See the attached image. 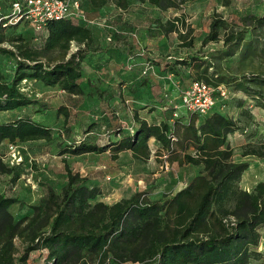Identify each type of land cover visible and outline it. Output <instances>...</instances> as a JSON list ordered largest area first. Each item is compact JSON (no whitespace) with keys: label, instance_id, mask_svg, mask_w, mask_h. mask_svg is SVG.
Masks as SVG:
<instances>
[{"label":"trees","instance_id":"16d2710c","mask_svg":"<svg viewBox=\"0 0 264 264\" xmlns=\"http://www.w3.org/2000/svg\"><path fill=\"white\" fill-rule=\"evenodd\" d=\"M18 1L22 0H0V56L7 57L12 65L7 70L6 63L0 59V112H10L11 116L0 122V145L7 149L11 145L28 148L41 141L50 150L60 135H54V125L38 119L43 108L37 107L34 115L30 114V107L46 104L22 92L20 83L40 82L46 88L62 90L70 100L88 94L95 95L100 102L113 97L111 92L104 98L106 90L84 74L87 56L108 48L96 44L93 29L78 20L86 15L100 18V9L107 4L126 9L129 0H85L88 12L81 10L83 17L50 20L30 38L25 32L16 31L28 23L13 20V4ZM134 1L167 10L186 0ZM178 23L185 26L180 18L165 23L156 20L157 25L149 28L147 35L161 38L176 32L181 46L186 48L184 56L173 61L164 57L147 58L149 63L159 65L163 61L166 70L179 79L183 78L179 67H187L191 69L190 82L224 85L229 94L239 92L250 96L264 108V13L249 12L233 21L212 15L198 49L193 48V38L188 39L189 34H183ZM110 31L111 37L116 34ZM39 38L42 40L35 42ZM211 43L217 46L203 49ZM73 44L77 45L74 51ZM232 57L237 59L234 69L223 65ZM83 81L94 93L85 89ZM237 106L243 107V99L238 100ZM48 107L65 115L62 125L68 123L69 106L50 104ZM179 110L177 116L175 111L165 110L161 121L151 123L134 112V128L127 133H115V140L106 144L83 140L58 145L57 153L62 156L101 154L110 149L111 158L116 159L120 152L128 150L135 161H146L152 139L158 152L164 151L170 163L199 168L183 187L162 198L151 199L148 192L138 190L113 203L94 202L101 194L100 184L89 175L75 171L69 160L63 158L64 184L57 190L54 183L40 180L43 191L40 200L29 205L31 213L17 218L12 208L23 205L25 198L6 192L14 190L23 177V162L11 165L0 156V178L8 177L6 190L0 192V264H31V255L37 251L46 252L42 264L264 261V252L259 250L264 228V181L255 183L250 190L240 186L249 163L234 160L227 141L230 133L240 129V124L213 110L207 114ZM242 112L249 115L246 110ZM110 113L117 115L115 109ZM246 155L264 159V142L257 146L247 144L242 151V156Z\"/></svg>","mask_w":264,"mask_h":264},{"label":"rangeland","instance_id":"374dc122","mask_svg":"<svg viewBox=\"0 0 264 264\" xmlns=\"http://www.w3.org/2000/svg\"><path fill=\"white\" fill-rule=\"evenodd\" d=\"M80 5V11L88 12L85 0H80ZM115 9L116 13L106 9L100 11L99 17L106 18L103 24L94 22L92 24V20L96 18L91 19L92 17L87 15L86 18L78 20L93 29L96 44L102 48L107 47L110 50V58L115 60L108 59L102 54L103 52L91 54L85 60L84 74L95 79L98 86L106 90L104 98H107L111 92L115 94V98L101 102L95 95L89 96V94L86 97L72 98L67 107L68 123L62 125L65 115L58 114L56 108L48 107L51 103L56 107L64 102L58 96L59 89L46 88L40 82L33 80H23L20 83L22 92L46 104L30 107L32 110L29 111L30 114L33 116L35 113L33 110L37 107L43 108L38 119L48 125H54L56 128L54 135L60 136L51 145L50 153L41 150L32 153L22 147L19 148L23 157L21 165L23 177L14 190L7 188L6 192L8 194L18 193L25 198L23 205L12 208L17 218L31 213L29 205L37 204L40 200L39 196L43 194L39 185L40 180L54 183L57 190L64 184V159L56 153L59 144L64 146L65 143H78L83 140L100 145L111 142L115 140V133H127L134 128L132 121L134 109L148 107V111L155 110V113L157 111V116L161 114L165 116L163 112L165 110L175 111L176 106L179 105L180 90L191 80V69L180 66L179 70L183 78L179 79L178 76L166 70L163 61L159 65L148 62L147 58L160 59L162 57L173 61L184 56L186 51V48L181 46L176 32L168 33L161 38L147 35V30L157 25L156 20L165 23L174 18L182 19L185 26L178 23L181 32L189 34L188 39L193 38V48L198 49L202 38L208 31L212 15L219 14L228 21L237 20L241 15L249 12L260 15L264 13V0H186L178 3L176 8L167 10H159L148 3L129 0L126 9ZM35 30L29 22L16 29L18 32H25L28 38L36 34ZM110 30L116 31L112 37ZM41 40L42 38H39L35 42ZM5 46L11 47L10 44H5ZM213 46L217 45L211 43L203 49L206 50ZM76 49L77 45L73 44L71 50ZM117 53L123 54L120 64L116 61L119 60L115 56ZM0 59L6 63L7 70L12 68V65L8 64L7 57L0 56ZM236 60V57H232L224 61L223 65L234 69ZM101 63H105L104 66L97 68V65ZM146 63H149L147 74L141 77L139 74L146 67ZM132 64V68H129ZM119 65L122 66L120 70ZM121 70L123 72L119 76ZM82 85L88 92L94 93L87 82L83 81ZM118 90H120V97ZM240 99H243L242 108L244 109L237 106ZM256 101L250 96L234 92L219 100L213 109V111L231 117L241 126L240 129L228 135L227 141L232 149L234 160L249 163V167L244 171L240 180V186L249 190L255 183L264 181V159H258L252 155L242 156V151L247 144L257 146L264 142V108L258 106ZM105 104L115 108L119 106L118 110L114 108L117 115L110 113L105 108ZM242 110L249 112V115H245ZM180 112L181 110L177 109V114ZM155 113L154 116H156ZM119 121L124 126H121ZM88 130H91V133L87 134ZM41 143L36 144L40 146ZM149 148L150 155L146 161H135L128 150L120 152L116 159H112L110 149L101 154L86 153L69 157L67 160L75 171L82 175H89L100 184L101 194L93 201L101 200L106 203L129 197L138 190L148 192L151 199L162 198L163 195H170L183 187L188 179L199 170L198 167L192 165L178 166L176 162L170 163L164 151L158 152L157 145L152 139L149 141ZM0 155L11 164L9 149L0 150ZM7 178L5 175L0 178V192L6 190ZM261 232L259 250L264 252V228ZM16 244L22 249L20 240H17ZM45 257V251L34 252L30 263L42 264ZM250 264H264V261H254Z\"/></svg>","mask_w":264,"mask_h":264},{"label":"built area","instance_id":"2783aa9c","mask_svg":"<svg viewBox=\"0 0 264 264\" xmlns=\"http://www.w3.org/2000/svg\"><path fill=\"white\" fill-rule=\"evenodd\" d=\"M80 6V0H22L13 4L12 14L15 22L27 20L36 30H40L50 20H59L71 16L83 17ZM105 20L104 17L96 18L92 20V24H103L106 22ZM132 66L133 64L129 65V68ZM148 68L149 63H146V67L139 75L144 77ZM226 96H229V91L224 85L215 86L203 81H192L180 90L179 105L176 106L174 116H177V109L196 114H207L214 109L217 101ZM9 151L11 165L23 161L18 146H9Z\"/></svg>","mask_w":264,"mask_h":264},{"label":"crops","instance_id":"0c3cea01","mask_svg":"<svg viewBox=\"0 0 264 264\" xmlns=\"http://www.w3.org/2000/svg\"><path fill=\"white\" fill-rule=\"evenodd\" d=\"M103 9H106V10H110V11H117L115 8H114V6L112 5V4H107L106 6H104L102 9H100V11L101 10H103ZM116 13V12H115ZM104 52H106L105 54H104ZM102 54L103 55H105L106 57H108V59L110 58V50H107V51H104ZM118 52V51H117ZM116 58H118L119 60H116V61H118L119 62V64L122 62V56H123V54L122 53H117L116 55ZM110 60H112L111 58H110ZM112 61H115L114 59L112 60ZM104 64L105 63H101V64H98L97 65V68H101V66H104ZM120 69H122V66L121 65H119V70ZM123 71L121 70V72H119V76H120V74L122 73ZM118 94L120 95V90H118ZM118 95V96H119ZM58 96L60 97V98H62V101H64V102H62V103H60V104H65V105H67V106H69V100L70 99H66V94H65V92H63L62 90H60L59 89V94H58ZM115 96V94L113 93V97H110L109 98V100H112L113 98H115L114 97ZM121 96V95H120ZM119 96V97H120ZM132 96V95H131ZM218 102V101H217ZM51 103V102H50ZM51 105H53L52 103H51ZM105 108H107L109 111L110 110H112V109H114L115 107L114 106H112V105H107V104H105ZM115 109H120V107L118 106L117 108H115ZM134 112H137V114H138V117L139 118H143V119H145L148 123L150 122H159V121H161L163 118H164V116L161 114L160 116H157L158 114H156L157 113V111H156V113H155V110H153V111H148V107H145V108H143V109H134ZM10 112H0V122H2V121H6V120H9V118L11 117L10 116V114H9ZM154 113H155V115L156 116H154ZM155 117V118H154ZM158 117H160V118H158ZM133 119V118H132ZM155 120V121H154ZM133 122H134V120H132ZM89 133H91V131H89V132H87V134H89ZM151 140V139H150ZM39 143H41V141H39ZM34 146H38V147H34ZM34 146H32V147H26V146H23L22 148L23 149H27V150H29V151H31L32 153H35L36 151H39V150H41L42 152H45V153H50L51 152V149L50 150H48V148L47 147H45L42 143L40 144V146H39V144H37V145H34ZM40 147V148H39ZM6 150L7 149V146H3V145H0V150ZM57 153V152H56ZM57 155H58V153H57ZM1 156V155H0ZM59 157H63V158H67V159H69V157L68 156H66V155H64V156H62V155H59ZM8 179V178H7ZM8 181V180H7ZM63 181H64V178H63ZM253 187V186H252ZM251 187V188H252ZM245 189V188H244ZM247 190H249V189H247ZM43 194H41L39 197L41 198V196H42Z\"/></svg>","mask_w":264,"mask_h":264}]
</instances>
